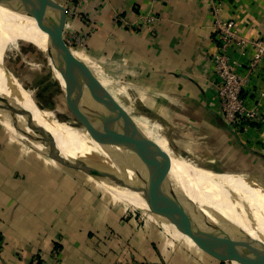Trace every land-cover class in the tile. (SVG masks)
I'll use <instances>...</instances> for the list:
<instances>
[{"label":"crops","instance_id":"0c3cea01","mask_svg":"<svg viewBox=\"0 0 264 264\" xmlns=\"http://www.w3.org/2000/svg\"><path fill=\"white\" fill-rule=\"evenodd\" d=\"M71 1L76 13H66L64 35L88 34L79 51L103 61L105 73L113 63L116 85L130 87L164 120L173 148L224 169L264 173V60L250 73L253 49L230 47L247 77L246 103L262 118L229 125L213 71V0H51L65 12ZM220 15L241 35L264 38V0H222ZM14 107L30 121L16 97ZM56 130L72 144L81 141ZM151 208L163 206L114 179L99 182L0 122V264H258L245 245Z\"/></svg>","mask_w":264,"mask_h":264},{"label":"water","instance_id":"95a60500","mask_svg":"<svg viewBox=\"0 0 264 264\" xmlns=\"http://www.w3.org/2000/svg\"><path fill=\"white\" fill-rule=\"evenodd\" d=\"M0 4L17 13L33 17L47 27L48 38L56 46L53 55L62 64L66 74L75 79L76 87L85 95L90 96L91 101L101 108L106 115L108 124L107 131L85 129L90 139L100 145L99 149L93 146V151H90V154H82L74 158L68 156L60 149L58 142L50 132L27 119H21L23 115L14 107V97L9 82L6 80L4 86L8 89L9 94L7 92L0 93V122L16 138L30 145L44 147L59 153L75 167L86 172H94L98 179L102 177L108 182L110 179H114L127 190L161 204L162 209L151 208L155 213L178 219L198 229L210 230L227 240L245 245L260 260V264L264 263V235L257 232L260 237L257 238L250 231L231 224L217 211L198 204L185 193L178 179L170 177V163L140 156L139 151L132 143V137L138 134L128 131L125 112L121 113L119 105L103 91L86 65L78 59L74 50L66 43L64 38L65 9L62 8L60 13L56 14L52 10H47L36 0H0ZM0 67L4 69L7 79L9 70L3 60H1ZM66 97L68 98V94ZM68 104L72 111L70 103ZM75 117L82 125L84 124L82 119L76 115ZM82 129L84 130V127ZM158 148L168 159L169 156L166 152L161 147L158 146ZM118 151L125 154L122 160L117 157L119 156ZM235 174H243L252 184L264 188V183L251 174Z\"/></svg>","mask_w":264,"mask_h":264},{"label":"rangeland","instance_id":"374dc122","mask_svg":"<svg viewBox=\"0 0 264 264\" xmlns=\"http://www.w3.org/2000/svg\"><path fill=\"white\" fill-rule=\"evenodd\" d=\"M36 1L45 6L47 10H52V12L56 14L61 11V4L59 2H57V6L55 7L53 6L51 0ZM72 2L73 1H71V9L75 8V3ZM16 17L17 15L13 12V10L5 8L0 4V23H3L0 24V27H2L0 28V34H4L7 28L14 33H20V31H22ZM5 27L7 28L3 29ZM74 53L77 55L78 59L86 65L90 74L95 78L103 91L124 109L126 114V125L130 133L138 134L151 141L153 140L151 139L152 137L146 133L145 128L139 123L141 122L139 121L140 118L145 117L150 121V124H153L156 128L155 132L157 134V139L160 141V145H162L166 150L162 147L161 148L170 158L172 156L177 159H184L187 161L185 164L189 165L191 170L194 168L199 169L198 171L207 170L213 175H217L218 178H222L218 179L217 177H209L210 174L207 173L208 175L206 180L212 181L210 183H213L214 181L220 182L225 187L229 188L233 185L237 186L234 181L235 179L240 180L241 182H243V180L247 181L245 179L247 178L245 175L237 177V174H235L247 172L237 171L236 169L231 168L224 169L218 167L215 162L195 158L193 154L181 150L179 146L173 148L166 135L168 129L164 120L159 118L157 114H154L153 111L149 110L147 108V104L140 101V99L136 96V92H133L130 87L121 88L116 85L113 75V63L111 64L112 71L110 73H105L102 69H100L104 67L103 61L99 62L97 58L93 57L88 58L85 54L79 52V49H75ZM55 58L56 57L53 53L48 51L44 45L41 44L34 32L27 31L26 34L18 36L15 39L11 38L0 42V64L1 60H3L9 70V76L22 90L33 98L42 116L49 122L60 123L66 126L68 125L80 130H83L82 128L84 127L85 130V126H83L82 123L75 117L73 112L70 110L68 103H70L72 107H75V96H78L79 94L81 98H86L88 95H85L84 93L81 95L78 93L75 85L71 84L72 81H70L69 75L66 74L62 64L57 60V58ZM99 70L101 71L99 72ZM67 94L68 98L66 97ZM87 108V114H89L88 120H91V118L95 115V108L91 104H88ZM84 135H86L85 132ZM152 142L159 145L154 140ZM232 171L235 172L231 173ZM84 173L92 178H95L99 182H106L105 178L101 177V179H98L95 177L94 172L90 173L88 171H84ZM263 174L264 173H261V171H256L254 173L255 177L262 183H264ZM232 176H234V178H232ZM227 177L229 179H227ZM211 178L214 179L211 180ZM103 189L105 188L103 187ZM240 189H242V187H240ZM236 214L240 218L245 217L241 213ZM260 221L262 222L264 220L260 218ZM159 223H162V219H160ZM255 259L258 260V264L261 263L256 256Z\"/></svg>","mask_w":264,"mask_h":264},{"label":"bare ground","instance_id":"6f19581e","mask_svg":"<svg viewBox=\"0 0 264 264\" xmlns=\"http://www.w3.org/2000/svg\"><path fill=\"white\" fill-rule=\"evenodd\" d=\"M13 12L17 15L16 19L18 20L17 22L20 24L22 31H20V33H14L11 32L9 28L5 27L3 29H7L5 30L6 32H4V34H0V42L11 38L15 39L18 36L26 34L27 31L34 32L41 44H43L48 51H51L55 54L56 46L50 42L48 38L47 27L41 22H38L33 17L22 13H17L15 11ZM69 79L72 81L71 84L75 85L76 87L77 84L75 79L71 75H69ZM6 80L9 82L13 96L18 98L23 104L30 121L50 132L58 142L60 149H62L66 155L73 158L79 157V155L82 154H90V151H93V146L97 147L98 149L100 148V145L90 139L85 130H80L60 123L49 122L45 117L42 116L33 98L24 90H22L10 76H8L6 79L4 70H2L0 67V86L8 91V89H6L4 86V81L6 82ZM76 90L82 95V92L77 87ZM86 98H81L79 94L78 96H75L74 102L76 106H71L73 113L82 119V121H84L83 125L85 126L86 130L100 129L107 131L108 124L106 115L98 105H95L91 101L90 96H87ZM88 104L93 105L95 108V115L91 118V120H88L89 114H87L86 110L88 109ZM118 108L120 109L121 113L124 114V109L120 106H118ZM139 121H141L139 123L145 128L146 133L152 137L151 139L160 145L161 143L157 139V134L155 132L156 128L153 126V124H150V121L145 117H141ZM55 128L75 132L80 136L81 141L79 143L72 144L69 141L63 139ZM84 132L86 135H84ZM152 141L140 135H134L132 137L133 146L139 151V154L142 158L156 159L170 163V177H172V179H178L181 188L198 204L217 211L219 214L226 217L231 224L241 227L246 231H250L257 238H260L257 235L258 233L264 235V221H260V218L264 220V188L262 186L246 184L237 179L234 180L237 186L233 185L229 188L225 187L220 182L214 181L213 183H210L212 181L206 180L208 174H210L209 177L218 178V176L213 175L207 170L198 171L199 169L195 168L191 170L189 165L183 164L179 160L174 159V157L171 155V158L169 157L167 159L160 152V149L158 148L159 145H156ZM159 147L165 149L162 145ZM115 151L117 150L115 149ZM118 152L119 156L117 157L122 160V158L125 157V154L121 151ZM232 178H234V176H232ZM213 179L211 178V180ZM227 179L229 178L227 177ZM240 187H242V189H240ZM236 213H241L245 217L240 218Z\"/></svg>","mask_w":264,"mask_h":264},{"label":"built area","instance_id":"2783aa9c","mask_svg":"<svg viewBox=\"0 0 264 264\" xmlns=\"http://www.w3.org/2000/svg\"><path fill=\"white\" fill-rule=\"evenodd\" d=\"M222 0H213V15L215 37L218 50L213 54V71L217 77L216 90L225 121L229 125H237L242 120H258L262 118L259 107H250L242 94L247 77L238 72L239 63L229 55L230 47H236L245 54L251 47L253 57L249 63L251 73L256 66L264 60V38H248L241 35L236 23L231 19H223L220 15ZM71 15L76 11L68 9ZM150 21L153 17L148 18ZM65 41L73 50H85L88 34L70 31L64 35Z\"/></svg>","mask_w":264,"mask_h":264}]
</instances>
